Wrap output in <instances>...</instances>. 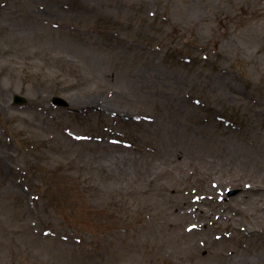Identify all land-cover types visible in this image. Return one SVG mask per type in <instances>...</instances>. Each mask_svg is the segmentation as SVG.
Listing matches in <instances>:
<instances>
[{
  "label": "rangeland",
  "instance_id": "obj_1",
  "mask_svg": "<svg viewBox=\"0 0 264 264\" xmlns=\"http://www.w3.org/2000/svg\"><path fill=\"white\" fill-rule=\"evenodd\" d=\"M246 257L264 0H0V264Z\"/></svg>",
  "mask_w": 264,
  "mask_h": 264
},
{
  "label": "bare ground",
  "instance_id": "obj_2",
  "mask_svg": "<svg viewBox=\"0 0 264 264\" xmlns=\"http://www.w3.org/2000/svg\"><path fill=\"white\" fill-rule=\"evenodd\" d=\"M221 161H224V158H221V159H219V161H218V166H220L221 165ZM261 161H259V163H260ZM263 189V188H262ZM258 257H256V258H248V257H246V260H238V262L237 263H239V264H251V262H253L254 261V259L256 260ZM259 259V258H258Z\"/></svg>",
  "mask_w": 264,
  "mask_h": 264
}]
</instances>
